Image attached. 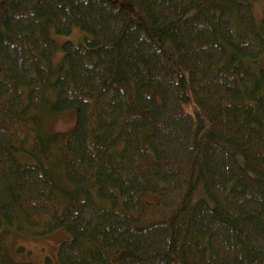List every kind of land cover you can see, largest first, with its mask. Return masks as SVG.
Returning <instances> with one entry per match:
<instances>
[{"label":"trees","instance_id":"obj_1","mask_svg":"<svg viewBox=\"0 0 264 264\" xmlns=\"http://www.w3.org/2000/svg\"><path fill=\"white\" fill-rule=\"evenodd\" d=\"M263 52L249 1L0 0V264L27 228L59 264H264Z\"/></svg>","mask_w":264,"mask_h":264},{"label":"rangeland","instance_id":"obj_2","mask_svg":"<svg viewBox=\"0 0 264 264\" xmlns=\"http://www.w3.org/2000/svg\"><path fill=\"white\" fill-rule=\"evenodd\" d=\"M249 1L253 5L255 20L258 25L264 18V0H240ZM263 1V2H262ZM86 32L78 27H74L69 35L55 37L57 41L70 40L79 41ZM59 59V55L55 57ZM254 69L264 67V52L252 64ZM43 119V131L46 132H66L70 130L75 123V110L70 109L64 112H46ZM42 121V119H41ZM22 159V158H21ZM205 199L203 188L198 187L193 195L192 200ZM22 226V225H21ZM69 235L64 231H55L50 234H34L32 229H26L24 233L17 232L15 229L10 232L6 240V250L8 255L16 262L24 264H59L57 260V248L61 241L67 240ZM177 264V263H175Z\"/></svg>","mask_w":264,"mask_h":264}]
</instances>
